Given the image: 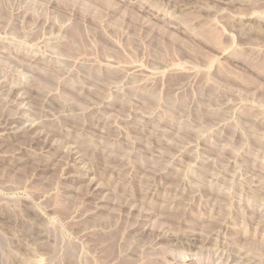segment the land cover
Returning a JSON list of instances; mask_svg holds the SVG:
<instances>
[{
    "label": "rangeland",
    "instance_id": "obj_1",
    "mask_svg": "<svg viewBox=\"0 0 264 264\" xmlns=\"http://www.w3.org/2000/svg\"><path fill=\"white\" fill-rule=\"evenodd\" d=\"M0 264H264V0H0Z\"/></svg>",
    "mask_w": 264,
    "mask_h": 264
}]
</instances>
